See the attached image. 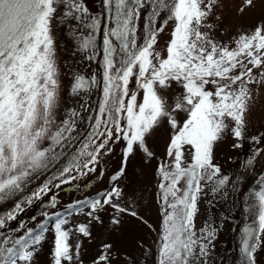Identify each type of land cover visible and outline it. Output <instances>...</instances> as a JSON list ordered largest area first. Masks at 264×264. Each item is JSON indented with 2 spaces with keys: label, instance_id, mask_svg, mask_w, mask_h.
<instances>
[{
  "label": "snow or ice",
  "instance_id": "obj_1",
  "mask_svg": "<svg viewBox=\"0 0 264 264\" xmlns=\"http://www.w3.org/2000/svg\"><path fill=\"white\" fill-rule=\"evenodd\" d=\"M225 3L0 0V204H12L0 212V264H36L49 232L50 264H84L82 240L97 239L92 226L103 225L106 209L110 230L131 216L157 231L154 249L138 245L153 264H224L216 258L221 223L202 217L234 179L218 162V147L241 150L246 143L244 166L259 164L260 174L258 190L240 198L245 222L237 264H257L264 250V122L255 124L257 91L264 93V18L221 39ZM256 7L257 0H242L238 12ZM54 29H62L73 54L87 62L89 71L74 72L63 93L79 100L78 108L60 107L64 86ZM158 133L166 134L160 154L149 142ZM114 150L121 151L120 167L95 196L63 210L52 197L53 211H43L34 226L12 225L25 205L75 180L73 173L102 177L101 158ZM137 154L156 162L158 230L120 186ZM62 158L50 178L21 198ZM74 216L85 222L73 223ZM91 264L140 261L100 239Z\"/></svg>",
  "mask_w": 264,
  "mask_h": 264
},
{
  "label": "rangeland",
  "instance_id": "obj_2",
  "mask_svg": "<svg viewBox=\"0 0 264 264\" xmlns=\"http://www.w3.org/2000/svg\"><path fill=\"white\" fill-rule=\"evenodd\" d=\"M242 0H226V3L219 13L221 16L220 32L218 33L221 39L225 38L229 32H236L241 29H247L255 25L262 18H264V5L257 0V7L254 10H249L246 14L241 15L238 12V8L241 6ZM226 30V31H225ZM55 39L57 41L56 49V61L60 68V77L62 85V99L61 109H65V105L69 107H79V100L71 95L65 96L63 93L67 91V86L72 79L74 72L79 73L83 71L85 74L89 71L86 67L87 62L79 59L74 55V45L70 40V37L62 29H54ZM166 39V37H165ZM163 41H161V45ZM96 93H93L95 97ZM264 93L257 91V111L255 124L256 127H260V124L264 122ZM95 105V99L90 101ZM62 114V113H61ZM255 131V128L253 129ZM166 134L158 133L149 142L153 145L155 151L158 154L162 153L164 147V140ZM230 143V142H229ZM119 149V145L116 146ZM248 151V145L245 144L244 149L231 150L225 145H221L217 149L218 162L223 165V169L226 173L233 176L234 179L228 187L218 194L217 197L228 196L235 197L234 193L238 190L235 185V181H242L253 183L255 188H258L256 181L260 174V165L255 167H245L243 155ZM64 160L63 158L60 160ZM58 161L56 166L51 169L57 168L60 163ZM121 151L114 150L111 155H106L101 158V163L97 169L99 172L103 169V175L98 176L96 173H89L87 175H76L75 180H70L67 184H61L60 187H52L51 192L45 195L41 200H34L32 205H25V211L18 215L17 221L12 222L15 226L17 223H26L28 226H34L36 222L43 219L41 213L43 211L52 212L53 209L49 207V202L52 197L57 200V209L63 210L68 205L75 203L77 200L86 199L96 195L98 191L103 190L108 186L110 175L120 167ZM155 160L150 163H146L141 154H137L133 158H130L127 168L126 177L120 181V186L125 190L126 194H129V201L134 202L135 210L148 220L152 224L153 228L158 230V215H157V202L155 197L156 191V176H155ZM241 168V172H240ZM47 172L41 174L38 178L32 180L25 191L20 194L21 198L31 194L36 187L45 179L50 178V173ZM257 186V187H256ZM212 204V203H211ZM12 206L11 203L0 204V212L9 209ZM201 210L205 211V205L201 204ZM111 210L106 209L102 213L103 225L94 224L92 226L93 235L97 239L89 241L87 239L82 240V259L84 264H91L93 257L97 255L98 244L100 239H108L113 244L115 249L126 256H134L140 261V264H153V257L149 256L145 259L142 256V248L138 245H143L144 249H154L157 241V231H149L139 221L131 216H124L122 218L121 225L118 228L112 229L110 225ZM213 214L212 205L206 208L207 218L212 220ZM36 217V220L30 219ZM73 223L85 222L83 216L72 217ZM232 226L227 222L223 225L219 233V239L217 241V259L220 256L225 255V250L229 248L231 239L233 236ZM75 239V237H73ZM53 246V234L48 233L46 240L44 241L40 252L36 257V264H50V252ZM261 261V259H259Z\"/></svg>",
  "mask_w": 264,
  "mask_h": 264
},
{
  "label": "trees",
  "instance_id": "obj_3",
  "mask_svg": "<svg viewBox=\"0 0 264 264\" xmlns=\"http://www.w3.org/2000/svg\"><path fill=\"white\" fill-rule=\"evenodd\" d=\"M62 164H64V160L60 161V163L57 165V168H59ZM56 169L52 170V172H55ZM240 172H241V168H240ZM235 185L238 187V190L234 193L235 197H228V196L226 197L222 195L220 197L216 196L212 198V204H211L213 214H215L212 217V220H217L218 222L221 223L220 231L223 228V225L227 222L230 224V226H232L233 229V233H232L233 236L228 250L226 248V250L224 251L225 255L223 254V256H220L217 259L218 261L223 260L224 264H237L239 237H240V232L242 230V226L245 222V215L242 214L241 212L240 198L242 196H249L253 189L258 190V188H255L253 183L250 182L243 183L242 181H235ZM225 217L228 218L226 221L224 219ZM259 259H261V261H259ZM257 264H264V250L258 251Z\"/></svg>",
  "mask_w": 264,
  "mask_h": 264
}]
</instances>
